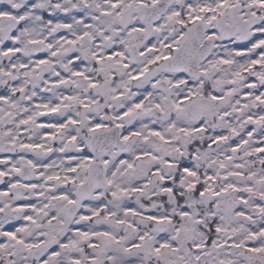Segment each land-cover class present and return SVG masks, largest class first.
Masks as SVG:
<instances>
[{
    "label": "snow or ice",
    "instance_id": "snow-or-ice-1",
    "mask_svg": "<svg viewBox=\"0 0 264 264\" xmlns=\"http://www.w3.org/2000/svg\"><path fill=\"white\" fill-rule=\"evenodd\" d=\"M0 264H264V0H0Z\"/></svg>",
    "mask_w": 264,
    "mask_h": 264
}]
</instances>
